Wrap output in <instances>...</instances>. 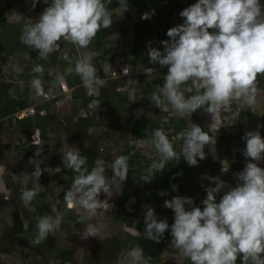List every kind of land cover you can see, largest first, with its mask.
Returning <instances> with one entry per match:
<instances>
[{
  "label": "trees",
  "instance_id": "obj_1",
  "mask_svg": "<svg viewBox=\"0 0 264 264\" xmlns=\"http://www.w3.org/2000/svg\"><path fill=\"white\" fill-rule=\"evenodd\" d=\"M196 2V0H126L127 10L131 6L136 7V15L132 16L129 22L120 20L116 24L119 16L117 14L119 13V0H103L107 10L113 13L111 26L101 29L87 48H80L72 44L70 40L66 44L65 39L60 41L59 50L49 54L47 59L39 58L38 51L21 42V34L25 26L5 23L1 17L2 14L0 15V65L5 66L6 62H9L19 66L16 73L6 74L0 71V134L8 133L10 136L13 134L14 137L20 136L28 139L33 130L37 129L40 136L39 142L42 143L41 145L21 144L22 139H18L19 141L11 144L9 141L0 139V169H3L0 172L3 178L1 189L6 188L11 193L10 198L5 199L2 196L0 199V221L2 222L1 215L3 214H9L11 219L9 223L0 225V264H11L2 258H4L3 255H8L12 251H16L18 255L14 264H49V262L53 264H110V258L101 244L100 237L98 243L89 249L85 257L89 260L85 263L78 261L72 247L59 246L52 232L39 245L34 243L38 235L39 218L45 215L54 217L55 213L62 216L63 210H66L64 205L62 206V203L66 202L65 193L71 190L73 181L78 175L64 166L56 171L53 170L59 167L60 162L49 150L52 142L46 136L50 133L62 143L60 146L63 144L67 147H71V144L81 145L79 152L87 157L88 172H91L98 160L107 154L106 150H102L97 145V140L92 133L94 129L102 128L105 136L109 132L112 133L110 137L113 140L127 137L141 141L152 140L156 129L163 130L168 138L175 133H180V139L171 142L177 153V159L169 161L162 171H156L152 167L147 168L150 162L160 161L163 158L161 154L143 158L140 151L135 150L131 157H128L127 177L123 181L119 179L120 190L108 212L111 215V221L119 225L125 222L126 217L133 214L127 212L129 208L133 211L141 205L146 209L152 208L155 203H164L165 200H171L184 192L191 197L194 206L202 209V201L207 195L206 189L215 186L208 177L219 178L227 182L230 187H235L238 179L231 177L229 171L242 170L246 163L255 162L246 158L243 152H238L239 161L236 164L232 163L235 157L232 148L238 138L225 132L221 124L214 135L215 158L212 159L206 155L203 160L197 158L196 166H190L183 157V153L177 151L180 145H184L182 134L190 129L191 122L197 119V115L184 113L169 116L162 109L165 103L163 98V103L159 107L151 101L153 93H156L158 87L161 89L165 80L156 71L153 77L142 72L146 68L155 66V63L149 62L148 52L151 48H156L163 53L164 47L160 42L170 39L166 35L168 29L182 24L184 18L180 16V12ZM35 4L36 7H29L28 0H0V12L19 13L25 8V11L33 17L32 23L35 24L45 8L51 4V0L47 3L44 0H37ZM153 10L154 14H152ZM144 13H149L150 18L142 19ZM130 15L129 11L127 17ZM65 54L67 59L64 58ZM83 57L91 59V63L97 67L99 77L106 81L103 86L92 88L90 93H87V88L80 75L74 70L77 60ZM106 62L115 63L117 66L124 64L129 72L126 76L113 78L110 76V71L103 72L102 65ZM36 65L43 66L42 76L33 72ZM7 76L10 78L8 81L5 80ZM34 78L42 79L44 94L59 89L60 82H64L70 89L68 102L60 107H54L53 98L44 99V95L36 94L32 87ZM257 80L258 90L264 91V75H258ZM129 83L131 89L128 91L124 87ZM189 89L192 90L189 91ZM181 90L185 97L196 94L191 81L181 85ZM94 100L100 101L99 107L92 106ZM138 104L140 105L139 111L134 113L133 107ZM144 104L146 108L151 109L150 112L141 109ZM26 107H32L33 111L21 118H11L15 111ZM229 115V113L222 115L223 121L226 116L230 119ZM248 118L247 109L245 115L237 113L232 119L241 126L244 121L249 120ZM257 123V131L264 137V109ZM196 125L211 136L210 125L204 126L201 123ZM38 148L40 155L36 156ZM9 157L11 158L7 161ZM30 159L42 161L40 164L42 175L38 181L29 179L25 183V173L30 174L35 170ZM220 161L229 163V170L226 172L221 170L218 175L217 164ZM261 163L264 164V159ZM45 166L53 171L50 175L48 169H44ZM137 180L141 181V186L133 189V201L127 208L124 205L127 188ZM34 186L39 187V192L29 204L25 205L21 200L22 190L26 187L31 189ZM52 186L56 188L50 196L46 197L47 189ZM155 191L161 194L157 196ZM226 191L221 190L216 195L217 202ZM140 195H145L147 201L142 203L139 199ZM10 201L13 202L12 210L9 206ZM53 207L56 209L55 212L52 211ZM185 208L191 210L189 205H185ZM156 218L159 220L157 216ZM164 220L169 226L174 223L172 209L171 216ZM137 227H140L142 234L129 236L128 240L126 238L127 256L133 248L139 246L144 253V260L140 264H183L182 260L172 261L162 255L169 251L172 244L170 230L163 234L159 242H156L144 235L146 227L144 215H139ZM19 241L27 242L32 245L33 249L24 252L19 247ZM43 251H48L50 255L41 254ZM184 258L187 257L184 256ZM236 264H242L240 256Z\"/></svg>",
  "mask_w": 264,
  "mask_h": 264
},
{
  "label": "clouds",
  "instance_id": "obj_2",
  "mask_svg": "<svg viewBox=\"0 0 264 264\" xmlns=\"http://www.w3.org/2000/svg\"><path fill=\"white\" fill-rule=\"evenodd\" d=\"M36 2L33 0V6ZM119 5V14L122 15L127 11L126 0H119ZM112 16L113 13L107 10L103 0H51L37 22L25 26L21 42L38 51L41 59H47L49 54L58 51L62 38L80 48H87L101 29L111 26ZM180 16L184 18L183 23L168 29L166 35L170 39L160 42L164 47L163 53L156 48L148 52L149 62L155 63L154 67L157 63L168 66L165 77L159 73L165 82L161 89L158 87L153 93L151 101L159 107L164 98L181 115L200 108V116L209 122L212 131H216L223 125L222 115L235 113L236 100L242 99L250 106L256 103L257 77L264 75V5H261L260 0H197L182 10ZM141 18L149 19L150 14L144 13ZM64 58H68L66 54ZM123 65L106 62L102 69L105 73L110 71L113 77V68L119 72ZM74 70L80 75L87 93L106 83L99 77L97 67L88 57L77 60ZM143 71L153 77L152 68ZM33 72L42 76L43 66L36 65ZM123 72L124 75L117 77L126 76L129 71L124 68ZM189 81L196 94L185 97L181 85ZM32 87L37 95H44L41 78H34ZM99 104V100L92 102L95 107H99ZM222 106L229 110L222 109L219 112ZM204 108L210 113H217L220 121H210L203 114ZM163 110L167 113L166 109ZM232 126L237 127L236 124ZM182 135L184 145L180 147L184 146L183 157L190 166L198 164L197 158H206L203 150L205 145L215 144V139L196 124L191 123L190 129ZM172 136L176 140L180 139V133ZM39 137L38 130L34 129L21 144L41 145ZM243 139L246 142L243 155L255 162L246 163L242 170H234L231 177L238 179L236 186L230 187L219 178L208 177L215 186L206 189L202 209L194 206L188 197L175 196L165 200L164 206L174 212L171 226L166 220H157L154 209L148 207L144 216L146 238L159 242L163 234L170 230L172 243L182 250L192 264H236L238 256L242 258V264H264V168L258 166L264 159V138L259 131H249ZM153 144L163 157L154 167L156 171H162L169 161L177 159V153L161 129L154 130ZM35 155H40L39 148ZM128 159V156L120 155L112 164L113 173L120 181L127 177ZM30 163L34 164L35 170L30 174L25 173V183L29 179L38 181L42 175V161L30 159ZM63 164L65 168L78 173L64 198L67 208L82 207L87 211L88 217H82L80 222L95 215L98 209L108 211L107 200L98 198L101 192L111 195L106 177L102 174L103 169L94 168L88 172L87 157L81 155L76 147L69 148ZM227 170L224 169L225 172ZM226 187L227 191L217 202L216 195ZM38 192V186L31 189L26 187L22 190V202L29 204ZM2 194L5 199L11 196L6 188ZM185 205L191 206V210H186ZM52 211H56L55 207ZM62 219L61 215L39 218L38 235L34 243L39 245L49 233L59 229ZM128 232L131 234L129 236L142 234L140 228ZM96 234L97 229L89 224L82 238ZM142 260L143 249L138 246L128 253L124 264H140Z\"/></svg>",
  "mask_w": 264,
  "mask_h": 264
},
{
  "label": "rangeland",
  "instance_id": "obj_3",
  "mask_svg": "<svg viewBox=\"0 0 264 264\" xmlns=\"http://www.w3.org/2000/svg\"><path fill=\"white\" fill-rule=\"evenodd\" d=\"M29 1V7H36L33 6V0H28ZM172 1H178V0H172ZM197 1V0H196ZM261 5L264 4L263 0H260ZM36 5V4H35ZM120 6V5H119ZM26 9H22L19 13H14V12H4L1 13L2 14V18L5 21V23H12L14 25H23V26H30L33 25L32 23V18L31 15L25 11ZM119 10V8H118ZM117 10V11H118ZM130 11L131 15L127 17V13ZM136 7L131 6L128 8L127 11H124L123 14H119L117 12V14H119L118 19H116V24L119 23L120 20H123L125 22H129L130 18L132 16L136 15ZM210 31V29H209ZM116 38V37H115ZM64 39L62 38L61 41H63ZM68 42L67 39H65V44ZM125 42V41H123ZM63 49V48H62ZM19 70V66L15 63H9L6 62L5 66H1L0 65V71H4L6 74L8 72L11 73H16ZM10 78L7 76L5 78V80H9ZM125 89H127L128 91L131 89V85L130 83L127 84L125 86ZM164 99V98H163ZM165 103H164V107L162 109H166L167 110V114L169 116L173 115V114H177V115H181L178 112H176L173 107L171 106L170 103H168V101L166 99ZM137 106V107H136ZM135 107H133L134 109V113H137L139 111V104L136 105ZM141 109L146 110V111H151V109L146 108L145 104L141 106ZM235 109V113L232 115H229L230 119H228V117L226 116L224 121H223V127H224V131L229 133L230 135L237 137L238 141L235 142L233 144V148L232 151L234 152V156L233 157V164H236L239 161V157H238V152H243L245 147H246V142L243 139V137L245 136V134L249 131H257V121L259 119V115L261 113V111L264 109V91H259L257 93L256 96V103L254 105H248L244 102V100H236V107ZM248 109V119L242 123L241 126H239V124L237 122H235L232 118H234V115H242V113L245 115V113L247 112ZM197 115V119L192 120V124H203L204 126L210 125L209 122L205 121L199 114V111L196 110L195 112H193ZM150 114V113H149ZM138 116V114H137ZM236 123V128H234V126L231 127V124H235ZM211 126V125H210ZM216 124L213 126L215 128ZM191 127V126H190ZM103 129L102 128H97L92 130L93 136L95 137V139L97 140V145L99 147L102 148V150H106L107 154L102 157L101 159L98 160V162L95 164V168H102L103 169V175L106 177L107 180V184L109 187V192H110V196L106 193L101 192L99 195V199L100 200H107V202L109 203V209L111 208V204L113 203V201L116 199V195L120 190V186H119V177H116L113 173V168H112V164L114 162V160L120 156V155H126V156H130L132 155L133 151L135 150H139L140 154L143 156V158H147V157H153L156 155H159L160 153L155 149L154 144H153V139L152 140H134L131 138H123V139H112L111 134L112 133H108V135L105 136V134H103ZM212 132H215L214 130ZM214 135L215 134H211L210 137H212L214 139ZM49 137L48 140H51L52 142V147H49V150H51V152L55 155L56 159L60 162L59 167H57L56 169H53L54 171H56L58 168H61V166H64L63 164V158L65 156V154L68 152L70 147H67L65 144H63L62 146H60V144H62L61 142H59L58 138L55 137L54 135H52L50 133V135L48 134L46 136V138ZM177 137V136H176ZM262 138H264L263 136H261ZM44 138V137H43ZM0 139L2 141H6V142H10L11 144L19 141L18 139H22L20 136H15L12 134L10 136V134L8 133H2L0 134ZM42 139V138H41ZM21 140V141H22ZM169 140H171V142H175L177 141L174 136L169 137ZM20 141V142H21ZM44 148H48L43 146ZM71 147L73 148H77L78 150H80L81 145L78 144H71ZM183 147L184 146H179L178 147V153L181 151L183 153ZM204 152L206 155H209L212 159L215 158V154H214V150H213V145H205L204 146ZM12 157V155H10ZM9 157L7 159V161L10 160ZM107 157V158H106ZM156 163L154 162H150L147 165V168H154V165ZM218 166V170L217 173L218 175H220V171L227 169L229 170V163H226L224 161H220L217 164ZM259 167L264 168V164L261 163V161L258 164ZM44 169H48V173L49 175L53 172L51 171V169H49L48 167H44ZM227 170V171H228ZM230 175L232 176L234 174V170H230L229 171ZM2 176L0 175V199L3 196V192L5 191L4 189H1L2 187V180L3 178H1ZM225 182V181H224ZM227 186H229V184H227V182H225ZM141 186V181L137 180L135 181L131 186H129L127 188V195H126V199L124 202L125 207L129 208L133 198H132V191L134 188L140 187ZM56 187H50L49 189H47L46 192V197L50 196L51 192L55 189ZM222 190H227V187L222 189ZM155 195H160L161 192L159 191H155ZM179 196L181 197H188L191 198L187 193L185 194L182 193ZM140 201L143 203L144 201H147L145 195H140L139 197ZM64 205V206H63ZM9 206H10V210H12L13 208V202L10 201L9 202ZM62 206L65 207V211L63 210V214H62V221H61V225L60 228L55 230L54 232H52L53 234H55L56 240H57V244L59 246H70L72 247V249H74L75 252V256L77 257L78 261L80 263H85L87 262L89 259H86L85 257H87V253L89 251V249L92 246H95L98 241H99V237L101 238V244L102 246L105 247L106 249V253L107 256L110 258V264H124L126 258H127V253H126V241L129 238L131 229H135V228H140L137 227L138 226V218L139 215H144L147 211L146 208H143V206L141 205L140 208L136 209L133 211L132 208L128 209V213L131 212V216H128L125 218V222L122 225H119L117 222H112L111 221V215L108 213V211H105L104 209H98L97 213L93 216H91L88 219H85V221L83 223H81V218L82 217H88V213L85 209H83L82 207H73V208H67V203H62ZM152 208L155 211V215L158 217L159 220H164L166 219L168 216H171V209L166 208L164 206V203L160 202V203H155ZM80 214V215H78ZM58 215L57 213L54 214V217ZM61 215V214H60ZM2 216V222L0 221V225H3L5 223H9L10 222V215H1ZM53 217V218H54ZM92 225L97 229V234L96 236H89L86 239L82 238L85 235V229L88 225ZM125 233V234H124ZM139 235V233H138ZM127 238V240H126ZM19 247H21V249L25 252V251H31L33 249L32 245L28 244L27 242H20L19 241ZM115 251L117 252L115 254ZM41 254H45V255H50L49 252L47 251H43L41 252ZM165 258L170 259L172 261H179L182 260L183 264H192L191 260L189 258H184V255L182 253V250L176 248L174 246V244L172 243L170 245V249L168 252L163 253L162 254ZM17 252L16 251H12L10 254L8 255H3L5 261L14 264V262L17 261ZM86 259V260H85ZM49 264H53V262H49Z\"/></svg>",
  "mask_w": 264,
  "mask_h": 264
},
{
  "label": "built area",
  "instance_id": "obj_4",
  "mask_svg": "<svg viewBox=\"0 0 264 264\" xmlns=\"http://www.w3.org/2000/svg\"><path fill=\"white\" fill-rule=\"evenodd\" d=\"M126 68L125 65L122 66V68L120 69L119 72L116 71V68H113L112 70V76L113 77H117V76H120V75H124V72H123V69ZM154 71L158 72V73H161L164 77L166 76L167 72H168V66H161L159 63H157V66L156 67H153L152 68ZM144 72V71H143ZM57 80V79H56ZM55 80V81H56ZM52 86V85H50ZM52 89V87L50 88ZM69 88H66L64 86V84L62 82H60V88L59 89H56V90H52V91H49V93H45L44 94V99H50V98H53V101H52V105L54 107H60L61 105H64L65 103L68 102L69 98H70V93H69ZM224 109V110H229L228 107L226 106H222L219 110V112ZM32 107H26L22 110H19V111H15L11 118L13 119L14 117L16 118H19L23 115H25L26 113H29V112H32ZM218 112V113H219ZM203 114L204 116H208L210 121H214V120H217V121H220L219 119V115L215 112L213 113H210L208 111L205 110L204 108V111H203Z\"/></svg>",
  "mask_w": 264,
  "mask_h": 264
}]
</instances>
